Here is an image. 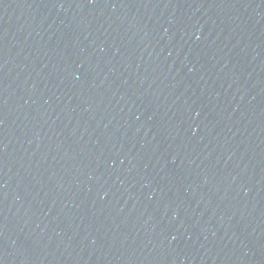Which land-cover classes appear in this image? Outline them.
<instances>
[{"label": "water", "instance_id": "water-1", "mask_svg": "<svg viewBox=\"0 0 264 264\" xmlns=\"http://www.w3.org/2000/svg\"><path fill=\"white\" fill-rule=\"evenodd\" d=\"M0 264H264V0H0Z\"/></svg>", "mask_w": 264, "mask_h": 264}]
</instances>
